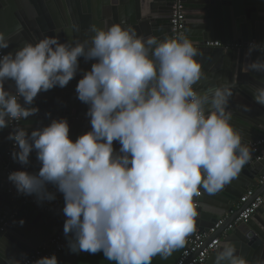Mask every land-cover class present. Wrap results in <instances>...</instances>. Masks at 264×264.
<instances>
[{
	"label": "clouds",
	"instance_id": "obj_1",
	"mask_svg": "<svg viewBox=\"0 0 264 264\" xmlns=\"http://www.w3.org/2000/svg\"><path fill=\"white\" fill-rule=\"evenodd\" d=\"M22 31L21 25L0 30V50ZM89 31L93 35L84 41L44 36L0 55V130L38 113L34 99L66 87L82 71L80 57L95 61L76 86L77 98L89 106L91 130L73 140L66 118L30 134L15 127L7 137L18 149L13 160L27 165L35 151L41 166L33 173L13 171L8 180L18 195L35 196L38 204L55 200L56 192L63 195L70 252H102L115 264H151L153 257L185 247L198 209L205 210L197 199L201 190L218 194L252 158L231 123L236 85L225 81L198 90L201 52L186 35L160 40L121 23L90 25ZM255 50L252 43L245 55ZM247 71L264 73V58L248 63ZM6 82L15 90H6ZM250 90L264 105V81ZM6 264L17 261L9 257ZM32 264H58V258L52 254ZM214 264L251 262L225 241Z\"/></svg>",
	"mask_w": 264,
	"mask_h": 264
},
{
	"label": "water",
	"instance_id": "obj_2",
	"mask_svg": "<svg viewBox=\"0 0 264 264\" xmlns=\"http://www.w3.org/2000/svg\"><path fill=\"white\" fill-rule=\"evenodd\" d=\"M31 3L37 15L31 14L32 11L25 0H0V30L8 33L13 32L17 25L23 28L21 33L12 36L9 47L3 49L5 54L15 53L26 42L35 43L44 36H57L61 43L68 40L84 41L93 35L89 31L90 25L106 29L112 24L121 23L124 27L135 29L138 35L155 36L160 40L171 38L169 21L172 0H60L55 5L62 7L63 17L52 11L51 3L48 4L49 11L37 10V4L43 5L40 0H33ZM184 14L183 35L188 36L201 52L197 59L202 65L203 78L195 87L203 90L225 81L235 83L229 104L232 112L231 123L240 130L245 143L250 144L262 139L264 105L254 101L250 89L264 81V73L248 72L247 65L258 57L264 58V0H185ZM73 26H76L78 31ZM215 41L222 45H238L242 48L222 49L205 46L207 42ZM252 43L260 51H253L248 57L245 54L249 49L248 45ZM94 62H85L84 58L80 57L79 65L82 71H78L66 87L56 86L39 93L31 105L38 107L39 112L22 120V127L30 134L32 130L50 124L52 119L66 118L70 126L69 135L73 140L91 130L90 118L86 116L89 106L77 98L76 86L83 72L91 70ZM5 88L15 90L12 82H6ZM46 113H50V116ZM9 134L8 126L0 130V139L6 143L4 151L0 150V214H9L14 210L17 219L11 221L8 228L0 233V264H6L9 257H14L17 264H20L30 253L48 243L55 234L64 235L61 227L66 218L20 205L15 195L7 193L9 189H13V184L8 180V171L26 170L33 173L38 172L41 166L33 151V161L26 167L19 168L17 161L8 167L6 151ZM119 147V143L114 142V148L118 150ZM262 157L258 162L247 163L245 171L218 194L209 196L201 190L200 202L205 210L199 209L201 215L197 219L196 227L200 223V231L211 228L254 187L256 180L264 177V148ZM49 191L55 192L56 189L49 185ZM263 191L264 184L254 191L246 204L230 216L206 245L220 237L225 227ZM55 200H63V195L56 192ZM21 221H24L23 224ZM225 241L235 243L238 253L246 257L251 264H264V204L247 223H239L227 234L213 254ZM68 252L74 256L70 250ZM63 254L60 257L66 261L62 263L59 258L58 264H69L71 260Z\"/></svg>",
	"mask_w": 264,
	"mask_h": 264
},
{
	"label": "built area",
	"instance_id": "obj_3",
	"mask_svg": "<svg viewBox=\"0 0 264 264\" xmlns=\"http://www.w3.org/2000/svg\"><path fill=\"white\" fill-rule=\"evenodd\" d=\"M185 0H172L171 12H170V34L171 38H174L178 35H183L185 30ZM251 44L248 45V47ZM206 47L209 48H222V49H239L242 46L238 45H222L219 42H207L205 44ZM5 52L0 50V55H4ZM20 122H13L10 124L9 130L10 133L14 130L15 127H22ZM248 146L252 150V158L250 162H258L262 157V150L264 148V137L255 141L254 143L248 144ZM14 150H18L14 148V142L9 140V145L7 147L6 156L8 158V167L12 164H15L16 161L12 158V152ZM7 169V168H6ZM11 172L8 171V175ZM241 174V173H240ZM258 188L264 184V177L261 180H258ZM255 190H250L249 192L245 193L238 201V203L233 207V209L227 212L224 216H222L211 228L207 231H200L197 227L195 228L194 232L187 237L186 245L183 247V250L179 254L178 258L174 262V264H206L209 258L214 253V250L220 244V241L227 236L231 231L239 223H247L257 212L259 208L262 207L264 204V191L261 195L256 197L253 202L240 213V215L230 224H228L225 229L223 230L220 237H216L213 239L209 244L206 245L207 241L213 237L217 231L226 224L230 216L236 211L241 208L244 204H246L249 199L253 196ZM8 194H13L18 198V202L20 205L31 206L36 210L42 213H48L53 215H60L64 216L62 209L64 206V202H59L53 200L51 202L44 201L42 203H37L35 196H25V195H18L17 191L13 185V189H9L7 191ZM202 198V191L201 196L197 199L200 201ZM199 211V209H198ZM17 217V213L13 210L9 214H0V233L4 232L6 228H8L9 223ZM68 250L67 246V239L63 234H55L51 237L48 243L41 245L38 247L34 252L30 253L20 264H32L38 258L44 256H51L55 254L57 258L60 257L62 253Z\"/></svg>",
	"mask_w": 264,
	"mask_h": 264
},
{
	"label": "crops",
	"instance_id": "obj_4",
	"mask_svg": "<svg viewBox=\"0 0 264 264\" xmlns=\"http://www.w3.org/2000/svg\"><path fill=\"white\" fill-rule=\"evenodd\" d=\"M25 1L28 3V7H29L30 11H32L31 14H33V16L37 15V13H35L36 10L34 9L32 3H31V1H33V0H25ZM34 1H36V0H34ZM40 1L43 2V5H41V6L38 5V4L36 5L38 11L39 10L42 11V9L44 11H49L48 4L51 3L53 5V7L50 6L52 11L56 12L58 15H62V17H63L64 10L58 4L55 5V3L57 1H60V0H40ZM5 147H6V143L2 142L1 139H0V150L4 151ZM31 154H30V157H29V161L30 162L33 161V159H32L33 156ZM17 164H18L19 168L20 167L23 168V167H26L28 165V164L27 165H22L19 162ZM242 171H245V168ZM258 183H259V181L256 180L255 184H254V187L251 190H256L258 188ZM59 202H64V201L60 200ZM15 219H17V217ZM62 224L64 225V223H62ZM61 228L63 229V226ZM197 228L198 229L200 228V223H199ZM68 250H66L63 255H64V257H67V259L71 260V262L69 264H115V262L106 260L103 257V253L102 252L94 254V255L86 253V252H80L79 254L72 253V254H74V256H72L71 254H69ZM182 250H183V248L177 249V250H175L172 253L171 256H168L166 258L162 257L160 255H157V256L153 257V259L151 261V264H174V262L176 261V259L178 258L179 254L181 253ZM216 253L213 254L209 258V260L207 261L206 264H214ZM59 258H61V257H59ZM60 260H62V258ZM65 261H66V259L64 258L62 260V263H65Z\"/></svg>",
	"mask_w": 264,
	"mask_h": 264
}]
</instances>
